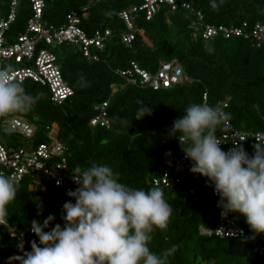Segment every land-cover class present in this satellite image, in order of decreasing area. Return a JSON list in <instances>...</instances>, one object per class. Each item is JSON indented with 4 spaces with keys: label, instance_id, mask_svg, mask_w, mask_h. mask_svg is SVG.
<instances>
[{
    "label": "trees",
    "instance_id": "16d2710c",
    "mask_svg": "<svg viewBox=\"0 0 264 264\" xmlns=\"http://www.w3.org/2000/svg\"><path fill=\"white\" fill-rule=\"evenodd\" d=\"M44 1L43 18L49 23L63 25L70 11L87 6V16L80 23L85 32L93 36L96 31H110L103 50L96 51L98 61H88L75 45L59 47V66L74 88V94L61 105L50 100L45 86L22 82L25 91L38 99L30 111L18 114L36 125L37 143L47 140V125L57 126L60 141L68 147L69 173L76 166L86 169L104 164L128 187H153L151 179L184 154L179 141L168 137V128L187 106L203 103L204 93L209 106L228 102L225 113L235 127L264 132V45L258 47L252 39L238 36L205 39L195 35L193 25L197 12L203 14L204 22L212 24L264 22V0H176L190 3L194 12L172 10L163 4L150 19L140 11L134 18L136 31L131 44L122 40L128 29L120 13L141 6L144 0ZM9 8L10 0H0V16H6ZM31 14L30 1L19 0L15 21L6 32L10 40L25 31ZM172 59L181 64L188 77L173 87L154 89L118 74L131 61L154 71L160 61ZM106 100L110 127L91 126L95 105ZM144 106L150 108L151 115L140 118L143 113L138 109ZM2 122L0 117V125ZM226 129L218 126L216 134ZM169 152L171 155L166 156ZM247 152L251 155L253 147L248 145ZM28 184V179L18 182L16 197L3 216L8 223L28 229L33 219L52 214L56 216L54 223L62 224L56 205L59 192L49 186L47 194L38 197ZM162 193L172 212L167 228L153 232L149 249L159 254L175 246L167 264H264V234L252 233L239 214L231 216L246 228L247 237L200 233V226H213L217 221L211 187L205 186V178L184 174L179 184ZM38 207L42 208L40 217ZM24 252L28 250H21L0 227V264H17L9 259Z\"/></svg>",
    "mask_w": 264,
    "mask_h": 264
},
{
    "label": "clouds",
    "instance_id": "9594fccd",
    "mask_svg": "<svg viewBox=\"0 0 264 264\" xmlns=\"http://www.w3.org/2000/svg\"><path fill=\"white\" fill-rule=\"evenodd\" d=\"M37 99L14 78L10 67H0V117L28 112ZM138 111L143 113L140 118L151 115L148 106ZM229 122V115L218 107L192 103L172 122L167 135L179 141L185 159L191 162L189 171L205 178V186L218 197L216 206L221 218L239 214L252 233H264V136L256 139L251 155L236 141L224 151L216 130L218 126L228 127ZM71 179L77 187L66 192L70 199L61 206L62 224L54 223L56 216L52 214L33 219L29 229L36 240L30 242L31 250L9 261L167 264L175 246L159 254L149 249L153 232L167 228L172 212L158 187H128L118 182L113 170L104 164L86 169L73 167ZM18 188L11 176L0 174V217L7 215V206ZM41 212L38 207L37 217ZM19 247L22 250V245Z\"/></svg>",
    "mask_w": 264,
    "mask_h": 264
},
{
    "label": "built area",
    "instance_id": "2783aa9c",
    "mask_svg": "<svg viewBox=\"0 0 264 264\" xmlns=\"http://www.w3.org/2000/svg\"><path fill=\"white\" fill-rule=\"evenodd\" d=\"M19 0H10L9 12L6 16H0V67H10L15 79L21 83L31 81L45 86L49 91L50 100L61 105L74 94V88L65 78L58 62L59 47L64 43L77 46L88 61L100 59L96 51L104 48V40L110 31L104 33L96 31L89 36L80 26L82 17L87 16V6L81 10L70 11L67 14L66 23L56 25L47 22L43 18L44 0H29L32 14L28 18L25 31L10 40L6 32L16 18V6ZM97 1V0H95ZM169 5L172 10L182 8L185 11L194 12L188 2L176 0H144L141 6H134L120 13L128 31L122 35L126 44H131L135 39L134 18L143 11L146 19H150L161 5ZM197 20L193 22L195 35H201L208 39L216 36L230 38L232 36L250 38L256 46L264 45V22L250 24L244 22L241 26L212 24L203 20V14L197 12ZM95 50V51H94ZM118 74L130 82L154 89L173 87L188 79L181 64L172 59L160 61L156 70L151 71L137 62L131 61L126 69L118 71ZM207 94L203 95V103L207 104ZM228 102L221 101L213 107H218L223 112ZM109 101H103L95 105V114L90 119L91 126L110 127L108 118ZM3 118L0 125V174L11 176L17 182L29 180L28 188L33 195L45 196L49 186L58 189L57 209L61 212L62 204L70 199L66 192L77 187L68 169V147L60 141L57 126L54 124L45 127L47 140L37 143L36 125L18 113ZM5 136H11L15 140L7 141ZM264 136L262 131H245L235 127L229 122L227 129L218 134L221 139V148L228 151L233 147V141L244 147L247 152L248 145L252 146ZM22 137L20 145L15 141ZM191 162L185 159L184 154L151 179L153 187L161 191L181 182L184 174L192 175L189 171ZM194 193V190H191ZM211 195L214 209L217 213V221L213 226H200V233L215 234L222 237H247L245 227L239 224L231 214L222 219L216 206L218 197ZM0 227L6 230L10 239L17 241V246L31 250L30 242L36 240L30 229H19L12 226L4 217H0ZM242 233V234H241ZM264 233H258L262 235ZM20 248V247H19Z\"/></svg>",
    "mask_w": 264,
    "mask_h": 264
},
{
    "label": "rangeland",
    "instance_id": "374dc122",
    "mask_svg": "<svg viewBox=\"0 0 264 264\" xmlns=\"http://www.w3.org/2000/svg\"><path fill=\"white\" fill-rule=\"evenodd\" d=\"M5 139L7 140V141H10V140H15L13 137H11V136H5ZM24 139L22 138V137H19L16 141H15V143L17 144V145H20L21 143H22V141H23ZM54 190H55V192H58V189H56V188H53Z\"/></svg>",
    "mask_w": 264,
    "mask_h": 264
}]
</instances>
